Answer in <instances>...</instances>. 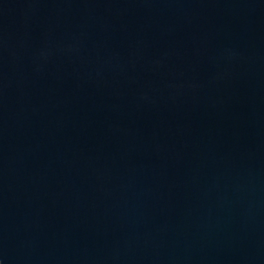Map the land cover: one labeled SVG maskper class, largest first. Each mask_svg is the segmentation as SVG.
<instances>
[{"label": "water", "instance_id": "95a60500", "mask_svg": "<svg viewBox=\"0 0 264 264\" xmlns=\"http://www.w3.org/2000/svg\"><path fill=\"white\" fill-rule=\"evenodd\" d=\"M0 264H264V0H0Z\"/></svg>", "mask_w": 264, "mask_h": 264}]
</instances>
